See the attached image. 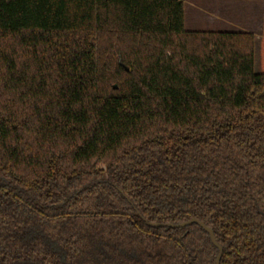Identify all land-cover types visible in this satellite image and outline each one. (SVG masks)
<instances>
[{
  "label": "trees",
  "instance_id": "obj_1",
  "mask_svg": "<svg viewBox=\"0 0 264 264\" xmlns=\"http://www.w3.org/2000/svg\"><path fill=\"white\" fill-rule=\"evenodd\" d=\"M0 0V264H264V10Z\"/></svg>",
  "mask_w": 264,
  "mask_h": 264
},
{
  "label": "crops",
  "instance_id": "obj_2",
  "mask_svg": "<svg viewBox=\"0 0 264 264\" xmlns=\"http://www.w3.org/2000/svg\"><path fill=\"white\" fill-rule=\"evenodd\" d=\"M187 4L194 12L184 22L187 30L244 31L254 33L255 42L261 38L264 0H185Z\"/></svg>",
  "mask_w": 264,
  "mask_h": 264
},
{
  "label": "water",
  "instance_id": "obj_3",
  "mask_svg": "<svg viewBox=\"0 0 264 264\" xmlns=\"http://www.w3.org/2000/svg\"><path fill=\"white\" fill-rule=\"evenodd\" d=\"M198 224L200 225L205 231L208 232L209 236H210V239L212 241V243L218 248L219 252H218V255H217V258H216V263L215 264H220L221 262V257H222V254H223V247L218 243V241L216 240V237H215V234H214V231L212 230V228L208 227L205 223H203L202 221H200L199 219L197 218H191L189 220H186L184 222H181V223H177V224H174V223H158V222H147V224L149 226H152V227H173V228H181V227H186V226H189V225H192V224Z\"/></svg>",
  "mask_w": 264,
  "mask_h": 264
},
{
  "label": "rangeland",
  "instance_id": "obj_4",
  "mask_svg": "<svg viewBox=\"0 0 264 264\" xmlns=\"http://www.w3.org/2000/svg\"><path fill=\"white\" fill-rule=\"evenodd\" d=\"M191 3V2H190ZM193 4V3H191ZM193 6V5H191ZM189 4L185 6V22H190V19L194 18V12L193 9ZM189 28V24L187 26ZM260 38L255 42V57H254V67L255 71L259 72L261 69V63H260V43H259Z\"/></svg>",
  "mask_w": 264,
  "mask_h": 264
}]
</instances>
